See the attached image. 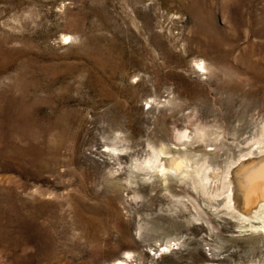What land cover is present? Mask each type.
I'll list each match as a JSON object with an SVG mask.
<instances>
[{
  "label": "rangeland",
  "instance_id": "374dc122",
  "mask_svg": "<svg viewBox=\"0 0 264 264\" xmlns=\"http://www.w3.org/2000/svg\"><path fill=\"white\" fill-rule=\"evenodd\" d=\"M263 126L264 0H0V264H264L262 181L193 184ZM161 144L192 178L150 181Z\"/></svg>",
  "mask_w": 264,
  "mask_h": 264
},
{
  "label": "bare ground",
  "instance_id": "6f19581e",
  "mask_svg": "<svg viewBox=\"0 0 264 264\" xmlns=\"http://www.w3.org/2000/svg\"><path fill=\"white\" fill-rule=\"evenodd\" d=\"M261 131L264 133V126L261 128ZM186 136H188L187 137L188 139L186 138L187 140H185L183 142V144L185 146H187L189 143L194 142V141L191 142V140L189 139L190 135H186ZM197 137L198 136H195V138H197ZM173 148L169 145H166V144H161L158 148L153 146V148H152L153 157L151 158L152 163L149 164L148 169H147L148 174L150 175V181L151 182L155 183L157 180H160L161 184L165 185L168 189H169V186L167 184L172 179L185 181L186 179L192 178L194 176V174H192V172L188 168L189 162L187 160L192 155L189 154L187 151L181 154L177 150L176 147H173ZM250 152H251V154L253 152H255L258 155H260V154H261V156L263 155L262 153H264V136L262 137L261 140L258 141V143L256 145L251 146ZM258 159H260V158H258ZM190 168H191V166H190ZM202 171L203 170L200 167H196V170L194 171L195 173H198V175H199V180H196V178L193 177V179H194L193 184H194L195 188L206 199L210 200L212 203H214V204H216L222 208L229 207V208L234 209L235 205H234L233 201L234 200L238 201L240 199L242 200V195H241V192L239 191V189H240L239 185L241 184L240 183L241 181H242V183L248 185L246 188L250 187V185L255 184L259 180L262 181L261 185L264 184V168H263V170H261V171L255 170V171H252L250 174H248L246 181H243V180L240 181L236 175V177L234 178V181H235L234 182L232 180V178L230 177V179H231L230 182L232 183V185L234 184V186L236 188L239 187L238 191L234 195L227 191V189L231 185L229 181H228L229 183H227L228 187L225 188L224 182H226V180H228V179L225 180V178H224L225 181H222L223 182L222 191L213 194L214 188H217L215 176H213L211 173H208L207 176L204 177L202 174ZM252 173L256 174L255 181L251 180L253 177ZM257 176L259 177L258 180L256 179ZM250 180L252 182H251V184L250 183L248 184V182ZM225 192H227V193H225ZM254 216L257 219H260L263 223L261 226H257L254 224L255 229L258 231L264 232V201L261 202V204L259 205V208L257 209V212L254 214Z\"/></svg>",
  "mask_w": 264,
  "mask_h": 264
},
{
  "label": "water",
  "instance_id": "95a60500",
  "mask_svg": "<svg viewBox=\"0 0 264 264\" xmlns=\"http://www.w3.org/2000/svg\"><path fill=\"white\" fill-rule=\"evenodd\" d=\"M261 156H249L241 160L239 165L234 168L233 171H231L230 177L235 178L236 175L238 179L241 181H246L248 174H250L252 171H261L264 168V153ZM257 158V159H256ZM260 158V159H258ZM249 159V160H248ZM231 180V179H230ZM231 184V182H230ZM231 186V185H230ZM251 195V194H250ZM264 200V190L257 188L256 186V191L248 198V203L241 202V205L239 206L241 210L240 212H243L244 214H250L253 210H255L260 202ZM236 204V202H234ZM253 209V210H252Z\"/></svg>",
  "mask_w": 264,
  "mask_h": 264
},
{
  "label": "snow or ice",
  "instance_id": "6c2138e0",
  "mask_svg": "<svg viewBox=\"0 0 264 264\" xmlns=\"http://www.w3.org/2000/svg\"><path fill=\"white\" fill-rule=\"evenodd\" d=\"M201 70L203 71V68H201Z\"/></svg>",
  "mask_w": 264,
  "mask_h": 264
}]
</instances>
